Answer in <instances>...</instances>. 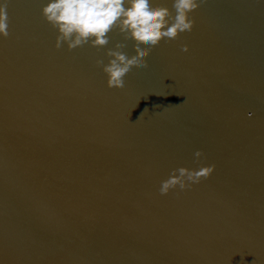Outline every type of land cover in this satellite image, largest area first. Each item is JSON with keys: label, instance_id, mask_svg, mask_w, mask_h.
Returning <instances> with one entry per match:
<instances>
[{"label": "water", "instance_id": "obj_1", "mask_svg": "<svg viewBox=\"0 0 264 264\" xmlns=\"http://www.w3.org/2000/svg\"><path fill=\"white\" fill-rule=\"evenodd\" d=\"M47 2L0 35V264H264V0H202L122 89L96 61L135 42L57 49Z\"/></svg>", "mask_w": 264, "mask_h": 264}, {"label": "clouds", "instance_id": "obj_2", "mask_svg": "<svg viewBox=\"0 0 264 264\" xmlns=\"http://www.w3.org/2000/svg\"><path fill=\"white\" fill-rule=\"evenodd\" d=\"M201 2L172 0L169 8L154 4V0H48L41 11L42 16L58 30L55 42L57 49L64 43L69 50L86 43L97 48L104 47L109 43L108 33L113 29H118L124 40H133L134 55L123 52L121 49L126 45L117 42L114 48L106 51L110 58L108 63L105 64L102 59L96 61L107 75V85L122 89L125 87L124 77L133 67L148 66L145 58L152 47L162 39L173 40L181 32L192 30L195 20L190 17V13ZM7 6L8 0L0 3V35L4 37L9 35ZM182 50L187 51L188 46L183 45ZM248 115L251 117V113ZM194 155L199 161L202 150H197ZM214 168L215 165L211 164L191 169L185 166L173 169L169 177L161 181L159 192L166 195L177 186L180 190L190 188L207 178Z\"/></svg>", "mask_w": 264, "mask_h": 264}]
</instances>
